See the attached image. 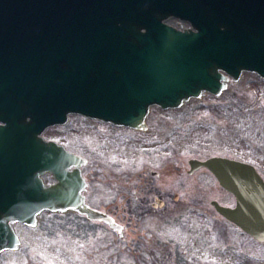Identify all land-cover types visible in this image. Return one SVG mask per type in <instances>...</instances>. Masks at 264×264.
Here are the masks:
<instances>
[{"label":"water","instance_id":"obj_1","mask_svg":"<svg viewBox=\"0 0 264 264\" xmlns=\"http://www.w3.org/2000/svg\"><path fill=\"white\" fill-rule=\"evenodd\" d=\"M243 71L264 78V0H0V252L17 249L16 223L34 226L43 210L114 224L85 204V161L45 139L47 127L79 114L145 129L150 106L219 95ZM188 163L234 196L212 200L215 210L264 242L256 168L219 155Z\"/></svg>","mask_w":264,"mask_h":264},{"label":"rangeland","instance_id":"obj_2","mask_svg":"<svg viewBox=\"0 0 264 264\" xmlns=\"http://www.w3.org/2000/svg\"><path fill=\"white\" fill-rule=\"evenodd\" d=\"M226 83L219 95L205 92L177 108L150 106L142 131L79 114L47 127L45 139L85 160L91 197L109 204L114 224L72 209L43 210L34 226L15 225L20 244L0 252V264H264V242L211 204L233 206V195L208 169L188 172L191 158L264 156V80L244 72ZM42 178L52 183L51 174ZM155 195H164L163 207L153 208Z\"/></svg>","mask_w":264,"mask_h":264},{"label":"flooded vegetation","instance_id":"obj_3","mask_svg":"<svg viewBox=\"0 0 264 264\" xmlns=\"http://www.w3.org/2000/svg\"><path fill=\"white\" fill-rule=\"evenodd\" d=\"M249 73H251V72H249ZM228 79H233V78L230 76ZM233 80H234V79H233ZM263 80H264V79H263ZM147 118H148V116L146 117V127H145V129H136V128H131V127H127V126H118V125H116V124H111V123H108V124L113 125V126H116V127H126V128H130V129H134V130H140V131H142V130H146V129H148ZM106 123H107V122H106ZM228 157H230V158H234V159H237V160L244 161V162H247V163L252 164V165L256 168V170H257L259 173H260V171H264V156H263V157H258V160H257L258 162H257V161L254 162V161H252V160L240 159V158L232 157V156H228ZM84 161H85V160H84ZM74 167H75V166L73 165V166L70 167V169H72V168H74ZM81 172H82V171H81ZM151 174H152L153 176H158V175L160 174V172L152 171ZM261 176H262V178L264 179V176H263L262 174H261ZM54 181H55V178L52 176V182H54ZM85 182H86V185H85V187H84V189H83L82 194H83V196H84V202H85V204L88 206V208L91 209V210H99V211H103V212L109 214L108 216H109L110 219L114 220L115 218L109 213V211H110V209H111V208L108 206L109 204H106V203H104L103 201L100 202V201L93 200L92 197H91V196H92V193H93V187H92V184L88 183V182L86 181V179H85ZM134 197L137 198V194H135ZM154 198H155V201L152 202V206H153V208H156V207H163V206L165 205L164 195H163L161 198H158V197L155 195ZM162 198H163V199H162ZM111 203H112V202H111ZM82 215H84L85 217H88L87 214H84V213H83ZM120 229H121V228H120ZM158 251H159V249H158ZM45 263H46V261L43 262L42 264H45ZM48 263L54 264V263H52V262H48Z\"/></svg>","mask_w":264,"mask_h":264}]
</instances>
